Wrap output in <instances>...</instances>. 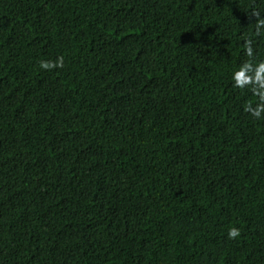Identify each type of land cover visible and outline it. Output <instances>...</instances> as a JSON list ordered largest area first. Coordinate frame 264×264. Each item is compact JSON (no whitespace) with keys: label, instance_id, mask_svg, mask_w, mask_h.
I'll use <instances>...</instances> for the list:
<instances>
[{"label":"trees","instance_id":"1","mask_svg":"<svg viewBox=\"0 0 264 264\" xmlns=\"http://www.w3.org/2000/svg\"><path fill=\"white\" fill-rule=\"evenodd\" d=\"M253 10L0 0V264H264V117L231 81L246 40L264 59Z\"/></svg>","mask_w":264,"mask_h":264},{"label":"clouds","instance_id":"2","mask_svg":"<svg viewBox=\"0 0 264 264\" xmlns=\"http://www.w3.org/2000/svg\"><path fill=\"white\" fill-rule=\"evenodd\" d=\"M250 17H255V32L260 35L261 32H264V15L253 10ZM244 44V53L248 59L232 72L231 81L236 89L249 91L256 98L255 103H246L243 110L251 117L259 120L264 117V59L257 60L255 58L250 39L246 40ZM63 65V56L57 57L55 61L40 62V68L43 70L62 68ZM240 234L239 228L232 227L229 229L227 236L229 239H235Z\"/></svg>","mask_w":264,"mask_h":264}]
</instances>
